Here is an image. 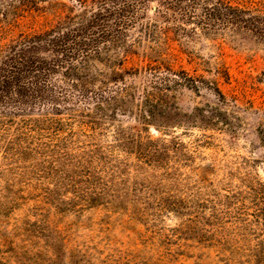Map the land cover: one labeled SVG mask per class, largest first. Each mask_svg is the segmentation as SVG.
I'll return each instance as SVG.
<instances>
[{"label":"rangeland","instance_id":"rangeland-1","mask_svg":"<svg viewBox=\"0 0 264 264\" xmlns=\"http://www.w3.org/2000/svg\"><path fill=\"white\" fill-rule=\"evenodd\" d=\"M226 1L264 14V0ZM156 5L137 9L128 39L142 35ZM73 7L80 11L74 0H46L20 14L11 34L44 29ZM230 18L223 15L211 31L188 23L178 38L168 33L172 39L158 50L164 62L152 74L141 63L149 44L125 64L139 69L125 79L135 104L151 95L165 107L147 129L129 115L91 138L63 126L51 153L6 160L0 148V264H264V219L256 221L261 198L254 193L264 185V21ZM213 109L215 122L204 125ZM115 125L135 139L117 143ZM57 152L70 161L49 160Z\"/></svg>","mask_w":264,"mask_h":264},{"label":"trees","instance_id":"trees-1","mask_svg":"<svg viewBox=\"0 0 264 264\" xmlns=\"http://www.w3.org/2000/svg\"><path fill=\"white\" fill-rule=\"evenodd\" d=\"M152 1L74 0L79 12L74 7L66 8V14L64 11L50 26L16 36L11 33L20 14L37 10L46 0L0 3V41L8 36L0 46V148L5 153L2 159H25L38 150L51 153L56 148L58 151V146H51V141L57 139V144L63 126L75 125L91 138L92 132L117 118L133 115V121L147 129L148 123L155 119L156 110L165 107H159L158 100H153L151 95L143 96L141 105L135 104V90L125 79L136 76L139 69L126 68L125 64L138 57V49L149 44L150 53L143 52L141 63L148 66L152 74L155 68L151 67L164 62L158 50L172 39L168 33L177 32L178 38L188 23L201 31H211L223 15L231 17V21H236L239 15L247 17L237 21L243 25L254 26L264 21V14L252 16L250 11L233 7L226 0L212 4L210 0H155L153 19L141 25L142 35L128 39V30L135 27L139 19L137 9H146ZM159 22L178 24L161 28L157 26ZM189 81L191 86H196L194 80ZM210 90L217 102L218 98L223 99L218 88ZM199 111L203 116V111ZM214 111L217 109L206 112L210 116L205 117L204 125L215 122ZM114 128L117 143L128 145V141L135 139L129 134L130 130L127 133L121 125ZM135 133L140 135L139 130L135 129ZM260 133L264 143V132ZM43 136L48 137L49 142L35 140ZM64 140L67 141L65 137ZM31 142H36L37 149ZM55 159L70 161L71 158L57 152L56 157L49 156L52 162ZM92 179L90 175L85 178L94 183ZM254 193L261 198L260 218L256 217L260 222L264 219V185L259 184Z\"/></svg>","mask_w":264,"mask_h":264}]
</instances>
